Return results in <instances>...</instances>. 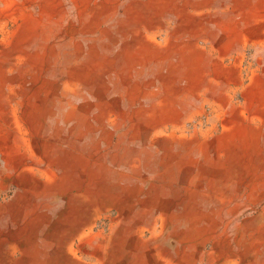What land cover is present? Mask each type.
Instances as JSON below:
<instances>
[{"label":"bare ground","instance_id":"1","mask_svg":"<svg viewBox=\"0 0 264 264\" xmlns=\"http://www.w3.org/2000/svg\"><path fill=\"white\" fill-rule=\"evenodd\" d=\"M0 264H264V0H0Z\"/></svg>","mask_w":264,"mask_h":264}]
</instances>
